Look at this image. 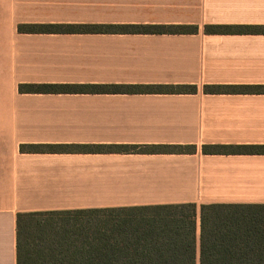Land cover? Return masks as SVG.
Instances as JSON below:
<instances>
[{
  "label": "crops",
  "instance_id": "1",
  "mask_svg": "<svg viewBox=\"0 0 264 264\" xmlns=\"http://www.w3.org/2000/svg\"><path fill=\"white\" fill-rule=\"evenodd\" d=\"M25 25H195L198 33H26ZM206 25L264 26V0H0V264H17L20 213L264 204V155L202 153L204 145L264 146V94L203 92L264 85V34L207 35ZM22 85L198 91L22 92ZM83 146L197 150H72Z\"/></svg>",
  "mask_w": 264,
  "mask_h": 264
},
{
  "label": "trees",
  "instance_id": "2",
  "mask_svg": "<svg viewBox=\"0 0 264 264\" xmlns=\"http://www.w3.org/2000/svg\"><path fill=\"white\" fill-rule=\"evenodd\" d=\"M26 33L196 34L195 25H25ZM207 35L264 34V26L206 25ZM29 92L195 94L194 85H22ZM205 94H264V85H205ZM26 147H22L24 150ZM40 150V146L29 147ZM49 149H54L50 147ZM86 152L193 154L195 146L73 147ZM204 155H264V146L204 145ZM17 264H264V204H168L17 215Z\"/></svg>",
  "mask_w": 264,
  "mask_h": 264
}]
</instances>
